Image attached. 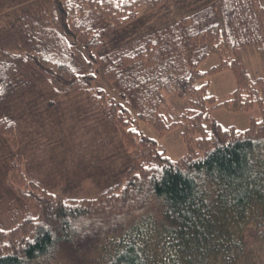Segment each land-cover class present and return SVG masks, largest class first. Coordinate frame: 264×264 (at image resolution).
Listing matches in <instances>:
<instances>
[{
	"label": "trees",
	"instance_id": "16d2710c",
	"mask_svg": "<svg viewBox=\"0 0 264 264\" xmlns=\"http://www.w3.org/2000/svg\"><path fill=\"white\" fill-rule=\"evenodd\" d=\"M229 1L100 54L110 29L165 0H49L50 14L27 17L33 43L0 47V132L12 148L22 124L14 110L24 93L43 91L90 102L132 160L121 181L78 198L56 192L45 174L29 175L19 156L7 172L17 202L0 212V264H261L264 78L249 77L236 49L263 41L264 58V10L259 0L231 8ZM212 53L219 63L201 70ZM232 54L237 86L216 102L207 78L230 65ZM101 76L117 97L98 85ZM173 93L186 100L182 110L169 106ZM209 104L257 107L259 115L245 130L224 128L211 119ZM139 120L160 134L180 127L186 154L171 159L138 129Z\"/></svg>",
	"mask_w": 264,
	"mask_h": 264
},
{
	"label": "rangeland",
	"instance_id": "374dc122",
	"mask_svg": "<svg viewBox=\"0 0 264 264\" xmlns=\"http://www.w3.org/2000/svg\"><path fill=\"white\" fill-rule=\"evenodd\" d=\"M217 1L165 0L159 10L143 14L123 28L110 29L104 35L98 53L104 54L141 35L163 28L181 15L201 12ZM240 1L246 0H230L228 7H235ZM259 3L264 10V0H259ZM49 7V0H0V47L13 51L18 47L16 41L33 43L29 42L32 34L27 30L30 22L27 17L38 10L40 11L36 18L43 17V13L50 14L52 11ZM237 15L238 19L242 16L241 12H237ZM262 26L264 31V18ZM34 38L36 40V34ZM261 47L263 41L236 49L250 78H264V58L259 51ZM233 59L232 54L230 65L207 78V94L213 96L216 102L228 99L237 86ZM219 61L218 54H209L200 63L199 68L208 70ZM205 81L200 80L197 84H203ZM98 85L108 94L117 97V91L103 76ZM24 94L18 108H13L18 113V119L22 121L18 144L12 148V144L0 132V212L9 210L7 208L13 207L14 202H17L14 194L8 191L6 183L7 172L14 160L19 161V156L23 157L20 162L29 175L45 174L48 183L54 185V190L63 196L94 198L102 188L123 179L132 161L130 155L121 148L116 130L106 123L100 114L93 111L90 102L85 104L72 94L65 97L43 91ZM167 100L175 111L182 110L187 105L186 100L179 98L175 93L170 94ZM208 112L211 119L222 127L233 126L240 130L249 128L251 118L259 115L257 107L250 110H232L224 105L211 108L210 104ZM12 116L10 113L9 117ZM206 125L209 127L208 122ZM137 127L146 136L156 139L159 147L171 159L178 160L186 154L187 144L181 136L180 127L163 134L150 122L143 120L138 121ZM4 216L6 212L2 215ZM260 263L264 264V257Z\"/></svg>",
	"mask_w": 264,
	"mask_h": 264
}]
</instances>
